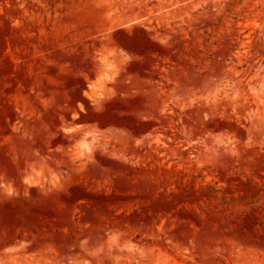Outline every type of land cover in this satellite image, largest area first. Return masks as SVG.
<instances>
[{
	"label": "rangeland",
	"instance_id": "1",
	"mask_svg": "<svg viewBox=\"0 0 264 264\" xmlns=\"http://www.w3.org/2000/svg\"><path fill=\"white\" fill-rule=\"evenodd\" d=\"M0 264H264V0H0Z\"/></svg>",
	"mask_w": 264,
	"mask_h": 264
}]
</instances>
